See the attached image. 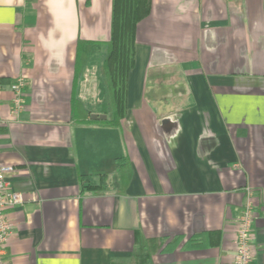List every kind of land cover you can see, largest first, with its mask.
Here are the masks:
<instances>
[{
  "label": "crops",
  "instance_id": "1",
  "mask_svg": "<svg viewBox=\"0 0 264 264\" xmlns=\"http://www.w3.org/2000/svg\"><path fill=\"white\" fill-rule=\"evenodd\" d=\"M111 17L112 0H0V78L25 80L18 113L0 91V163L25 197L7 264H229L247 187L264 264V0H151L116 125L85 114Z\"/></svg>",
  "mask_w": 264,
  "mask_h": 264
},
{
  "label": "trees",
  "instance_id": "2",
  "mask_svg": "<svg viewBox=\"0 0 264 264\" xmlns=\"http://www.w3.org/2000/svg\"><path fill=\"white\" fill-rule=\"evenodd\" d=\"M151 9V0H112L111 32L108 40V52L102 64V76L105 86V98L97 106V112L108 114L109 123L118 124L126 115L129 73L135 65V43L138 23L145 18ZM99 42H88L79 45L76 57V74L86 64L90 54L100 50ZM0 78V83H8ZM91 121V111L85 112ZM119 172L127 168L124 157L119 158ZM100 185H89L97 189ZM145 256L144 260L145 261Z\"/></svg>",
  "mask_w": 264,
  "mask_h": 264
},
{
  "label": "built area",
  "instance_id": "3",
  "mask_svg": "<svg viewBox=\"0 0 264 264\" xmlns=\"http://www.w3.org/2000/svg\"><path fill=\"white\" fill-rule=\"evenodd\" d=\"M24 78H19L12 83H0V91L5 89L14 93V112L18 113L24 108ZM14 166L8 163H0V264H7L6 247L13 234V223L7 217V209L25 201L24 195L11 188L10 176ZM252 189L246 188V200L238 222L236 249L234 260L229 264H252L255 250L253 247V231L255 210L252 200Z\"/></svg>",
  "mask_w": 264,
  "mask_h": 264
},
{
  "label": "water",
  "instance_id": "4",
  "mask_svg": "<svg viewBox=\"0 0 264 264\" xmlns=\"http://www.w3.org/2000/svg\"><path fill=\"white\" fill-rule=\"evenodd\" d=\"M92 119H106L107 115L106 114H97V113H93L91 115Z\"/></svg>",
  "mask_w": 264,
  "mask_h": 264
}]
</instances>
